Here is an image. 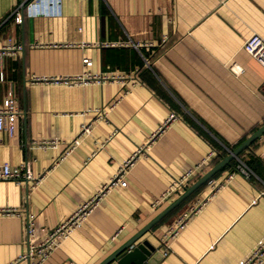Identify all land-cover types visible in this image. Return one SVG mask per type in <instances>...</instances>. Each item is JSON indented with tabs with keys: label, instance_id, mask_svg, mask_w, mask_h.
<instances>
[{
	"label": "crops",
	"instance_id": "obj_1",
	"mask_svg": "<svg viewBox=\"0 0 264 264\" xmlns=\"http://www.w3.org/2000/svg\"><path fill=\"white\" fill-rule=\"evenodd\" d=\"M252 31L264 36V0H0V40L19 44L0 56V98L11 86L20 108L11 132L0 129V160L43 172L33 187L0 178V264H27L18 256L28 215L36 243L142 147L127 183L112 185L40 263L98 264L181 193L155 203L173 178L195 168L187 185L264 123V67L242 46ZM84 68H137L139 82L110 107L126 79L50 81ZM91 120L90 133L64 154ZM237 160L250 177L218 185ZM197 206L166 247L168 230ZM263 235L264 131L135 243L154 247L149 264H236Z\"/></svg>",
	"mask_w": 264,
	"mask_h": 264
},
{
	"label": "built area",
	"instance_id": "obj_2",
	"mask_svg": "<svg viewBox=\"0 0 264 264\" xmlns=\"http://www.w3.org/2000/svg\"><path fill=\"white\" fill-rule=\"evenodd\" d=\"M19 5L14 7L11 11L13 16V21L18 23L21 19ZM109 41L101 42L98 44H109ZM137 45L138 43H135ZM243 48L253 55L256 60L264 67V36L257 32L252 31L249 33L242 42ZM19 48L18 43H13L9 40V38H5L4 40H0V56L3 54L13 51L14 49ZM82 63L87 67L92 63V59L89 56H82ZM144 62L149 64L147 58H144ZM137 68L131 70L130 72L126 71H118V70H90V69H82L77 73H72L68 75H63L59 77H53L50 81H53L57 84L64 85H83L88 82H104V81H122L126 79V87L122 89L121 93L117 94L116 98L112 102L110 107L120 99V97L129 91L130 86L132 84H136L139 82V79L136 77ZM1 77V73H0ZM264 92V85H263ZM19 105L17 103L15 94L11 86L7 87L4 94L0 98V129H5L9 132L14 127L15 116L19 112ZM95 110H101L98 107H95ZM104 110H101L97 117L105 116ZM175 116L174 111H170L168 115L165 117L164 121L150 133V140L163 129L164 125L168 123V121ZM93 126V120L88 122H81L78 131L74 134V136L68 142L67 149L64 154L71 151L78 143L81 142L82 138L90 133L91 128ZM33 142L45 146L46 144L53 143V139L49 138H38L32 139ZM142 147H138L132 151L130 155L125 157L122 161L119 162L117 169L110 175V177L102 183V185L96 190V193L91 196L86 201L81 202L73 212L66 218L64 221L58 223L55 227L50 228L48 230H44L43 237L36 243L30 242L34 231V224L32 221V216L28 215L26 218V222L24 225V240L26 242V248L22 251L18 259L25 260L27 264H40L50 252H52L56 247L60 246L61 243L69 237V235L79 227L84 220L87 218L88 214L93 210V208L97 205L100 198L106 193V191L112 186L116 184L125 185L127 183L125 179V175L129 172V169L133 163V160L140 152ZM195 173V168H190L181 174L178 177L173 178L164 189L163 193L155 200V203L161 202L162 200L173 196L179 193L180 189H183L186 186V182L188 177L192 176ZM236 173H241L246 177H250L251 170L250 168L241 160H237L234 166L227 173L225 180L218 183V185H224L225 182L230 181ZM43 172L33 173L29 167L26 165L25 161H19L17 163H9L7 161L0 160V178H8L12 179L15 182H19V180L24 179L25 181H29L30 186H34L42 177ZM200 206V205H199ZM193 207V211L189 214L185 213L184 216L179 218L176 222V227L170 228L168 233L163 238L166 247H168V238L174 236L179 228L183 226L185 221L200 207ZM13 209V208H11ZM191 210V209H190ZM264 259V235L254 246L252 249L246 254L243 258H241L236 264H261ZM69 261L67 264H71Z\"/></svg>",
	"mask_w": 264,
	"mask_h": 264
},
{
	"label": "water",
	"instance_id": "obj_3",
	"mask_svg": "<svg viewBox=\"0 0 264 264\" xmlns=\"http://www.w3.org/2000/svg\"><path fill=\"white\" fill-rule=\"evenodd\" d=\"M263 131L264 123H262L246 138L240 141L235 147L229 149L225 155L221 156L199 176L187 184L181 193H179L173 200L164 206L125 242L119 245L105 258H103L98 264H149L148 260L151 256V253L154 251V247H152L145 239L135 243L136 240H138L145 231L155 225L160 219H162L166 214H168L178 204L186 199L194 189H196L202 183L208 181L218 169L229 162L233 157H236L238 153L249 144L250 141L260 135V133Z\"/></svg>",
	"mask_w": 264,
	"mask_h": 264
},
{
	"label": "trees",
	"instance_id": "obj_4",
	"mask_svg": "<svg viewBox=\"0 0 264 264\" xmlns=\"http://www.w3.org/2000/svg\"><path fill=\"white\" fill-rule=\"evenodd\" d=\"M224 155H225V154H224ZM227 163H228V162H227ZM227 163H226V164H227ZM235 163H236V162H235ZM235 163H234V164H235ZM226 164H225V165H226ZM234 164H233L231 167H233ZM225 165H223L222 167H224ZM222 167H221V168H222ZM199 175H200L199 172L196 173V174L193 176V179H192V180H194V179H195L197 176H199ZM189 183H190V182H189ZM189 183H188V184H189ZM202 184H203V183H202ZM202 184H201V185H202ZM198 187H199V186H198ZM198 187H197V188H198ZM194 190H195V189H194ZM194 190H193V191H194ZM193 191H192V193H193ZM192 193H191V194H192ZM191 194H190V195H191ZM190 195H189V196H190ZM189 196H188V197H189ZM188 197H187V198H188ZM187 198H186V199H187ZM184 200H185V199H184ZM184 200H183V201H184ZM183 201H182V202H183Z\"/></svg>",
	"mask_w": 264,
	"mask_h": 264
}]
</instances>
